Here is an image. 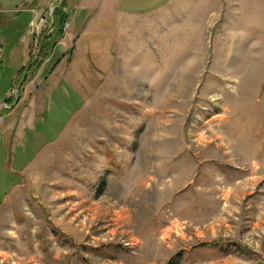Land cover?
<instances>
[{"label": "rangeland", "instance_id": "1", "mask_svg": "<svg viewBox=\"0 0 264 264\" xmlns=\"http://www.w3.org/2000/svg\"><path fill=\"white\" fill-rule=\"evenodd\" d=\"M61 1L47 52L54 0H0L2 38L29 40L8 91L0 45V264H264V0L172 5L136 29L160 60L52 77L28 124L80 59Z\"/></svg>", "mask_w": 264, "mask_h": 264}, {"label": "crops", "instance_id": "2", "mask_svg": "<svg viewBox=\"0 0 264 264\" xmlns=\"http://www.w3.org/2000/svg\"><path fill=\"white\" fill-rule=\"evenodd\" d=\"M23 1L26 2L27 0ZM188 1L189 0H66V4L72 8V11L69 13L71 33L64 42L65 49L63 51H66L67 54L72 53V44L73 41H75L76 45L79 43V48H76L79 51L78 57L80 59H74L73 65L67 66V68L64 63H60L48 74L41 86L42 89L40 88L41 93L38 94L36 91L30 97L31 103L30 106L26 107V110L29 109L31 120L27 123H37V118L34 117L37 102L39 104L42 102L41 105L43 106V100L46 95L48 97L53 93V89L50 87V81H52L51 78L54 77L56 80V77L60 76L57 81L60 79L62 80L59 82L60 85L56 88H61L65 82V76L67 73L86 77L87 73L84 70L87 66V61H90L92 65H95V67H91V73L94 76L97 75V77L102 74L95 71L97 69L96 65L99 64L98 68H100L101 65L105 66L104 62H108V64L111 65L109 62L113 61V54L117 56V60L121 59L126 61L127 70H129L130 67L134 69L133 76L135 75V71L136 73H139L141 70L144 73L152 66L154 61L161 59V53L160 50L154 51V49L151 48L152 46L150 43L143 38L138 40V31L136 32L137 25H140V27L143 26L141 28L147 27L150 29L153 26L151 22L152 18L159 17L162 21L167 20V18L170 17L165 13L168 12L172 5L174 6L176 3L184 4ZM48 10L49 6L47 7V11ZM169 14L171 18H174L171 13ZM138 22H142L143 24H138ZM20 28L17 25L12 29L15 30L16 42L20 45L19 53L15 51L13 45L9 46L6 37L2 38L4 31L6 34L7 32L9 33L7 26L4 27L3 32L0 31V45L2 51L8 50L6 53L7 59L9 58L8 60H11L13 63L15 60H21L15 67H13V73L10 75V78H8L7 91L13 83L17 69L22 67L26 62L25 55L27 54H25V46H27L29 40L25 41L22 32L24 28L22 27L23 30H19ZM139 31L141 32V30ZM77 38L79 39L77 40ZM151 49L154 53L150 54V56L148 52L150 53ZM81 59L85 62H81ZM63 67L66 68V72ZM62 69H64V71L62 73L59 72ZM80 69L81 73H79ZM86 71H88V68H86ZM7 91H5L4 94ZM12 92L14 93L15 90H12ZM47 101L45 100L44 103L46 104ZM41 110H44V108H41ZM33 130H35L34 127ZM23 140H26V137ZM48 141H51V139ZM32 161L33 160L24 162L22 167L26 168L32 163Z\"/></svg>", "mask_w": 264, "mask_h": 264}, {"label": "trees", "instance_id": "3", "mask_svg": "<svg viewBox=\"0 0 264 264\" xmlns=\"http://www.w3.org/2000/svg\"><path fill=\"white\" fill-rule=\"evenodd\" d=\"M61 6L62 1L61 4L54 9L52 21L50 22L51 31L48 34L44 35L42 38V50L44 48H47V52L51 51V49L55 47L63 31V22L59 19V15L62 12Z\"/></svg>", "mask_w": 264, "mask_h": 264}, {"label": "built area", "instance_id": "4", "mask_svg": "<svg viewBox=\"0 0 264 264\" xmlns=\"http://www.w3.org/2000/svg\"><path fill=\"white\" fill-rule=\"evenodd\" d=\"M60 5V1L59 0H54V3L52 4V6L50 7V19L52 18L51 15H53L54 9L56 7H58ZM51 31V26H49L47 32L49 33ZM1 53V52H0Z\"/></svg>", "mask_w": 264, "mask_h": 264}, {"label": "water", "instance_id": "5", "mask_svg": "<svg viewBox=\"0 0 264 264\" xmlns=\"http://www.w3.org/2000/svg\"><path fill=\"white\" fill-rule=\"evenodd\" d=\"M59 1H61V0H59ZM52 16V15H51ZM31 67V65H29L28 66V68H27V70H29V68ZM18 90H15V92L14 93H16ZM15 101H16V98H15ZM6 106H1L0 107V112H1V110H3V108H5Z\"/></svg>", "mask_w": 264, "mask_h": 264}]
</instances>
